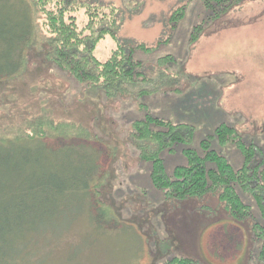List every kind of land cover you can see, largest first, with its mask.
<instances>
[{
    "label": "rangeland",
    "instance_id": "rangeland-1",
    "mask_svg": "<svg viewBox=\"0 0 264 264\" xmlns=\"http://www.w3.org/2000/svg\"><path fill=\"white\" fill-rule=\"evenodd\" d=\"M82 2L118 9L116 41L107 35L94 50L101 62L121 46L156 47L149 52L134 51L133 59L143 65L141 81L129 87L128 94L107 99L54 71L43 54H31V66L0 82V127L15 132L22 126L28 132L32 121L43 118L85 129L99 142L47 137L43 143L54 149H93L99 173L105 176L91 191L110 209L107 214L94 211L88 223L84 214L70 229L63 219L47 231V239L42 235L47 224L40 223L28 240L27 255L6 261L11 250L1 247L0 264H163L173 257L194 259L199 264H264L263 240L253 228L257 223L264 230V217L248 192L236 187L252 214L240 224L230 220L216 193L167 200L151 184V163L140 160L142 146L154 153L155 145L138 144L131 137L132 123L145 120L146 115L190 126L192 136L187 143L176 144L173 151L164 148L158 152L165 173L171 175L175 167L188 165L184 149L201 155L200 143L214 136L220 125H227L244 143L255 146V164L261 160L264 164V0H245L223 18L206 23L207 14L194 0L170 36L166 20L186 0ZM76 17L81 27L84 12H77ZM34 19L39 34L35 47L40 50L42 37L47 35L41 16L34 13ZM198 24H203V31L197 41L189 43ZM168 37V42L157 45ZM168 56L172 59L158 62ZM100 144L107 147L108 158ZM210 148L234 169L242 167V155L233 142L220 144L212 137ZM83 154L87 156L84 169L92 168L94 155ZM75 157L68 158L75 162ZM93 199L90 202L94 203ZM45 242L51 243L49 257Z\"/></svg>",
    "mask_w": 264,
    "mask_h": 264
},
{
    "label": "trees",
    "instance_id": "trees-1",
    "mask_svg": "<svg viewBox=\"0 0 264 264\" xmlns=\"http://www.w3.org/2000/svg\"><path fill=\"white\" fill-rule=\"evenodd\" d=\"M186 1L172 11L166 20L169 36L175 32L185 16L186 7L194 0ZM196 1L201 3L207 14L203 20L206 23L223 18L245 0ZM80 11L84 12L85 21H81V27H78L76 13ZM34 13L41 16L42 28L47 35L41 34L43 42L39 44L40 50L35 47L39 34ZM117 15L118 9L113 5L84 3L82 0H0V82L15 78L31 66V54H43L47 60H51L54 71L70 76L98 95L113 99L119 94H128V88L132 89L141 81L139 76L143 68L141 62L133 59L134 51L149 52L156 47L121 46L112 51L106 60H98L94 50L100 40L107 35L115 41L117 39ZM202 26L198 24L193 28L189 43L198 40ZM169 38L164 42L160 40L157 45L168 42ZM171 59L168 56L158 62ZM170 82L173 83L171 77ZM29 126L32 130L28 132L22 126L15 132L8 126L0 127V248L11 250L7 252L6 261H15L25 253L27 255L28 240L35 236L36 226L39 227L40 223L47 224L48 229L42 234L47 239V231L50 232L52 226L63 219L68 221L70 229L83 216H87L88 223L96 211L107 214L110 209L98 201L97 193L91 191L99 186L105 176V173H99L97 154L93 149L84 147L78 150L70 146L54 149L43 143L47 137L99 141L93 139L85 129L54 123L49 119H35ZM191 136L190 126L173 125L150 115H146L145 120L132 123L133 142L152 143L156 147L152 153L144 149L148 146L143 145L144 152L140 156L141 161L151 163L149 177L152 186L162 191L165 199L175 201L216 193L230 220L240 224L251 219L252 214L250 206L243 203L237 193L238 187L251 195L254 206L264 217L263 160L255 164V146L244 143L234 128L220 125L214 136L200 143L201 155L186 148L183 154L188 158V165L175 167L171 175L165 173L158 152L164 148L173 151L176 144L187 143ZM212 137H216L220 144H236L243 158L242 167L234 169L223 156L212 150ZM103 146V153L108 158L107 147ZM83 151L95 157L94 166L87 170L83 164L87 156ZM69 155L76 156L72 160L75 162H70ZM92 197L94 203L90 202ZM78 206L77 214L75 208ZM82 209L83 214L80 213ZM253 228L259 231L258 236L263 240V257L264 230L257 223H253ZM45 243L47 249L51 243ZM47 250L49 257L50 250ZM163 264L199 263L190 258L173 257Z\"/></svg>",
    "mask_w": 264,
    "mask_h": 264
}]
</instances>
